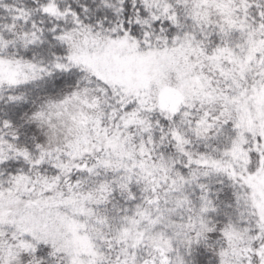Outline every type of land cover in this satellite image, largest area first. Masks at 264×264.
<instances>
[{"label": "snow or ice", "instance_id": "6c2138e0", "mask_svg": "<svg viewBox=\"0 0 264 264\" xmlns=\"http://www.w3.org/2000/svg\"><path fill=\"white\" fill-rule=\"evenodd\" d=\"M0 264H264V0H0Z\"/></svg>", "mask_w": 264, "mask_h": 264}]
</instances>
